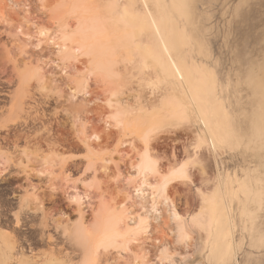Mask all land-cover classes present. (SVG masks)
Wrapping results in <instances>:
<instances>
[{
	"label": "rangeland",
	"instance_id": "obj_1",
	"mask_svg": "<svg viewBox=\"0 0 264 264\" xmlns=\"http://www.w3.org/2000/svg\"><path fill=\"white\" fill-rule=\"evenodd\" d=\"M0 216L21 264H264V0H0Z\"/></svg>",
	"mask_w": 264,
	"mask_h": 264
},
{
	"label": "bare ground",
	"instance_id": "obj_2",
	"mask_svg": "<svg viewBox=\"0 0 264 264\" xmlns=\"http://www.w3.org/2000/svg\"><path fill=\"white\" fill-rule=\"evenodd\" d=\"M141 1L144 2V0H141ZM151 22H152V27H153V30L155 32L156 38L158 40L157 42L160 43V45H161L162 49L164 50V52H166V54L169 55L168 49H167L165 41H164V39H163V37L161 35V32L159 31V28H158L156 22L153 20L152 17H151ZM100 23L101 22H99V20H96V21L92 22L93 26H95V28H97V29H101V27L103 26V25L101 26ZM94 46H95V48H100L101 47L98 44H95ZM108 48H106V50H108ZM100 62L103 64V70L105 72H111L112 71V65L106 59L102 58V60ZM79 113H81L80 110L78 111V114ZM154 159H153V157L152 158L148 157V155H146V157H142V161L140 163L138 172L141 171L144 174L147 173L148 178L145 176V178H146L145 180L148 179L150 181V178H149L150 175H148L150 172L148 173V171H150V170L153 171V170L156 169L155 165L157 163L156 162L157 160L155 161ZM44 163H48V160L44 159ZM184 168H185L184 166L179 167L178 170L176 169L177 170L176 173L180 174L182 171L185 170ZM155 171H153V172L155 173ZM145 180H144V182H142V184L141 183L139 184L140 185L139 186L140 189L138 191L139 193L137 194L138 199H140V201L142 203H146V201H144L145 200L144 191L146 189L145 186H148V185H145V184L149 183L148 181H145ZM150 188H152V187L150 186ZM155 190H156V188H155ZM78 197H79V193L73 197V200L78 199ZM143 207H145V204H144ZM140 217H141V215H140ZM146 221L147 220L144 217H141V221L139 223H141V225H144V222L148 223ZM209 221H210V223H209L208 227L210 228L212 226L211 218L209 219ZM1 222H2V217L0 216V264H21V262H23L22 259L25 256V249L23 248L25 246L21 247L22 243L20 241H18V239H19L18 237L10 235V234H7L6 232H4L2 227H1V225H2ZM104 222H105V220H104ZM165 224L168 225L169 223L165 222ZM119 225H120V223H119L117 217L115 215L110 214V215L106 216V223H105V225L100 227V230H101V232H104L106 234H110V237H109V239H110L111 237H113V231L115 230L114 228L118 227ZM141 225H140V227H141ZM145 225H147V224H145ZM210 231H211V229H210ZM77 233L79 234V238H81L82 231L79 229L77 231ZM11 234H13V233H11ZM182 235H183L182 229L178 228L179 239L183 238ZM85 239H90V238L85 237ZM98 239H99V237H98ZM109 239L107 241L105 239H102V240L99 241V243L101 245H107L109 243ZM160 247L162 248L161 253H160V259H162V260L169 259L170 256H171L170 255V250L173 247L169 246V244H165V243L162 244ZM170 263H173V261L170 262Z\"/></svg>",
	"mask_w": 264,
	"mask_h": 264
}]
</instances>
